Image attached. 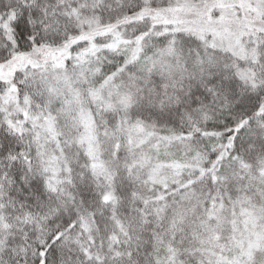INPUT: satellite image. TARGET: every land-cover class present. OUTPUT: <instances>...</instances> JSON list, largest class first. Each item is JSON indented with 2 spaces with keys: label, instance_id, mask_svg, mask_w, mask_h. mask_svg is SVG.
Listing matches in <instances>:
<instances>
[{
  "label": "snow or ice",
  "instance_id": "1",
  "mask_svg": "<svg viewBox=\"0 0 264 264\" xmlns=\"http://www.w3.org/2000/svg\"><path fill=\"white\" fill-rule=\"evenodd\" d=\"M0 264H264V0H0Z\"/></svg>",
  "mask_w": 264,
  "mask_h": 264
}]
</instances>
